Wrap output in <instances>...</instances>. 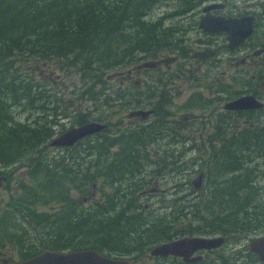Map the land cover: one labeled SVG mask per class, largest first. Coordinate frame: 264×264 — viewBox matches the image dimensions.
Segmentation results:
<instances>
[{
  "label": "trees",
  "instance_id": "1",
  "mask_svg": "<svg viewBox=\"0 0 264 264\" xmlns=\"http://www.w3.org/2000/svg\"><path fill=\"white\" fill-rule=\"evenodd\" d=\"M160 2L0 0V161L9 165L4 168L18 165L26 157L28 161L32 160L35 149L48 144L44 143L46 138L41 129L13 123L10 119L8 97L19 89L16 84L19 77L26 81V85L35 84L31 74H21L15 65L29 61H36L38 65L58 61L57 69H64L66 73L71 69L77 71L78 100L96 102V97L106 90V83L102 80L105 74L117 67L134 64L138 53L154 58L163 51L172 55L177 52L178 47L173 41L177 24L169 22L166 25L165 20L179 18L185 5L176 4L169 13L159 15L157 23H154L151 18ZM125 24H135L142 31L134 30L129 34L124 31ZM46 83L49 86V81ZM87 83L89 86L85 88ZM31 89L28 87L25 95L34 101ZM131 106L136 108L135 103ZM226 114L221 113L217 118L227 117ZM213 120L214 117L210 122ZM90 121L100 120H91L88 114H83L79 125ZM149 130L139 132L134 127L112 136V142L122 146L115 155L111 153V157H115L113 161L107 160V153L110 154L107 151L108 136L102 132L78 143L83 148L78 151L76 164H71L69 156L60 164L48 161L30 169L33 187H22L23 194L28 192L29 197L34 198H29L28 204L47 206L55 202L60 209L54 214L38 212L34 207L29 209L26 219L32 230L46 234L48 239L41 245L32 244L25 258L46 249L56 252L91 249L121 257L132 250L148 249L145 246L149 244H144L143 240L154 245L169 239L167 229H159L158 236L153 233L148 236L152 227H193L197 224L191 234L222 236L256 234L264 227V204H255L259 193L252 187L251 170L248 168L251 154L261 153L258 140L261 136L249 135V129L226 134L225 127L222 132L216 127L219 145L204 147L210 155L209 161L205 162L206 168L212 166L211 172L206 170L207 181L219 180L212 183L210 195L195 198L196 201L188 207L180 205L181 199L173 200L177 204L170 209L167 206L165 212L168 214L149 217L150 213L137 204L136 195L146 189L143 186L147 182L135 179L142 176L147 165L160 164L150 159L147 161L149 153L145 146L151 144L148 141L151 138ZM81 152L84 158L79 160V155H83ZM164 155L167 158V151ZM190 181L187 185L193 190ZM124 183L128 185L125 189L121 188ZM105 188H110L112 193L106 194ZM94 189L99 192V199L83 207L81 197L92 195ZM72 192L78 195L75 202L72 201ZM173 212L176 216L170 220ZM125 227L130 228L126 230ZM131 227L149 228L136 236ZM183 234L177 231V235ZM248 256L251 264H263L255 255Z\"/></svg>",
  "mask_w": 264,
  "mask_h": 264
},
{
  "label": "rangeland",
  "instance_id": "2",
  "mask_svg": "<svg viewBox=\"0 0 264 264\" xmlns=\"http://www.w3.org/2000/svg\"><path fill=\"white\" fill-rule=\"evenodd\" d=\"M172 1H176L177 4L179 3L185 5V2L188 3V1L190 0H161L159 5L156 6L155 11L153 12L152 18L150 17L152 22L157 23L156 19H158L159 15H161L162 13L167 14V12L169 13L170 11H172L173 7L176 6L173 5ZM203 1L207 2L208 0ZM168 21H170L172 24H177L173 39L175 44L187 40V36L190 37V46H188L189 58L196 57L197 51L200 53L206 52V50L200 48L198 44V42L201 41L202 37L198 33L191 34L192 25L185 23V19L172 17L170 20H165L166 25H169ZM135 26V24H125L124 31L130 34L134 32V30H137V32L140 33L142 31L140 27L139 29H137V26ZM168 55V52H161L160 58H162L163 60H160L157 58L158 54L154 58H149L143 57L145 55L140 52L136 55L137 61H135L134 64H130L122 68L117 67L114 70L106 73L105 77L102 78V80H104L106 83V90H102V93L96 97V102H84L83 100H80V98L78 100V84L77 77L75 76L77 71H75V69H71L67 73L64 69H57V66H59L57 64L58 61H49L48 64L40 63L39 65L36 61L23 63L19 62L15 65V67L19 69V72L21 74H31L30 76L33 77L35 84L26 85V81H23V79L19 77V81L16 82L19 89L15 94H10L9 92L10 96L8 97V114L13 123H21L24 122L26 118H28L29 123L33 128H38L43 131V137L46 138L44 140L45 143L51 140L55 135H57L55 131H58L57 126L50 125V122L47 120L48 114L50 115L49 112L57 110L55 107H53L50 96H63L66 101L76 99L77 102L75 101V103L78 113V125L80 117L83 114H88V118L91 120H100L101 122L107 124V129L104 132L105 136H108L106 137L108 138L107 151L110 152V154L107 153V160L113 161L115 157L112 158L111 153L115 155L122 146L119 145L120 147H112L113 145H115V143L112 142L111 137L117 134V132L134 129V127H136L134 125V122L140 121V119L137 120L136 118L129 117V113L135 111V109L132 108L131 104L135 103V105H137V96L135 94L137 88L135 87V83L136 85H138L137 82H142V91L145 92L147 87H151L154 84L152 82L157 80L158 78L166 80V76L172 73L173 68L176 64L175 60H177V54H173L170 56ZM225 56L227 57L228 54L224 55V57ZM140 57H142V60H140ZM157 60L158 63H160L159 65L157 64ZM153 63H155V66L153 68L146 66V64ZM140 68L142 71H139ZM187 68L191 69V74H195L196 76L201 74V68L196 62L185 64L184 70L186 71ZM232 73L233 71H228L227 74L225 72L224 79L222 80L223 85H227V82L229 80L228 78H226V75ZM216 75L219 76V74H217V71L212 69L211 73L208 75V78H205L206 82H204L203 86L201 85V83L193 84L187 78L178 77H174L166 87L159 86V89L161 91H167L174 87V89H176V91L178 92L173 93L169 104L166 105V102H159L160 108L156 111L157 121L156 123L151 125L149 130L151 133V138L148 139L149 143L165 146L167 150V158L164 155V153L166 152V150H164V147L158 148L156 146H148V148L146 149L147 154L149 153L147 161H149L150 159L151 161H153V163L159 162L160 164H153V167L147 165L146 169L141 173L142 176L135 177V179L138 181L142 180L144 182H147L143 187H148H146V189L142 191H149L150 188L156 187L160 192H162V194H146L139 198V204L145 208L147 213H150L148 214L149 217H154L153 215H155L156 217H162L168 214V212H165V209L168 206V202L171 201L172 198L173 200L181 199L180 205H185L186 207H188L191 203L199 199L200 196L206 197L210 195L212 183H216L217 181L219 182V180L209 179V181H207L206 178L202 189L199 191H195L194 189L190 190L187 185L188 180L191 179L192 181L198 175V173L202 171L211 172L212 166L206 168L205 165V162L209 161L210 155L207 150H204V147L210 148L211 146L219 145L220 138L219 136L218 138L217 136H215L216 127H219V129L221 128V132L224 131L225 127L226 134H237L244 130V123H241L239 125V128L233 125L232 121L236 118L233 115L231 117L216 118L212 122H202L200 124H197L194 121L193 123L189 124H176L169 127L163 123V117L166 118L167 121H171L174 119H182L185 121L197 119L201 121L204 117L202 118L199 116V111L201 109L197 107L198 103L196 102L204 103L203 106L207 110L203 112L206 114V116L208 115V113L211 114V111L219 113L224 103L230 99L233 93L232 89H227V91L223 92L219 101L221 105L219 103H216V101H213V94L209 93L208 90H205V87L213 81L217 80ZM46 81H49V86L44 85V82ZM35 85H37V89L34 88ZM84 86L85 88L88 87L89 83H87V85L84 84ZM28 87H32L31 93L34 96V101L27 100V96L25 94L27 93L26 91ZM40 87H42L41 90H45L46 94L44 98L38 95ZM126 87H129V91L126 90ZM149 90L150 89L147 90L148 93L146 92V98L145 100H143L144 105H146L144 106L145 108L149 107L152 104V101H150L149 103H145V101L148 100V96L153 95V93L149 92ZM197 91L202 93V98H205V101H197V94H195ZM71 96H73V98ZM170 111H173V113H168ZM64 120H59V122L63 125L67 121L65 117ZM260 121H262L261 117L260 119H256L253 122L256 125V123H259ZM249 130V135L261 136L258 139L261 144V151L260 149H258V151H260L261 153H259L258 155L252 153L251 155L253 156H251L252 158L250 159L252 161H250L248 166V168L251 170V175L249 176V178L250 181L253 182L252 187L254 188V191L257 190L259 193V199L255 203L259 206L261 204H264V133H260L252 129ZM253 131L255 133H253ZM49 134L51 135L50 138ZM40 148L41 147L35 150H39ZM42 148L43 157L50 155L47 156V159L55 155L56 159L58 160L61 156L60 150H56V148H49V146H43ZM77 148L78 154V151H80V148H83V146H77ZM81 153L83 155H79V160L80 158H84V153ZM69 156L71 155H68V157ZM34 157L39 158V152H36L34 156H32V158ZM28 159L29 158L26 157L24 158V160H21L20 164L11 166L9 168H4L9 165H4L3 162L0 161V167L5 170H10L15 167L14 178L11 181L13 190L11 192L12 194L10 195L12 196V199L16 200V198H19V200H21V198H25V203L27 204L30 199L34 200V198H30L28 192L23 194V192L19 190L17 191L16 186L19 185V181L21 180V178L24 179V175L30 168V161H28ZM66 162L69 163V160H67ZM144 163L147 164L148 162ZM156 165H159V167H156ZM156 175H158L157 178ZM153 177H155L154 179H158L156 185L154 184L155 182L152 181ZM24 182L26 188L33 187V183L30 180V175H25ZM127 186L128 185L124 183L121 188L125 189L127 188ZM142 191H138L137 194L140 192L142 193ZM236 192H238V190ZM105 193L110 195L112 193V190H110V188H105ZM5 197L7 199V194ZM39 197L41 196H38L37 198ZM71 197L72 201L74 202L78 199V195L75 192L71 193ZM12 199L8 198V201H11ZM81 199L83 207H88L90 204L99 199V192L94 189L92 195L82 196ZM145 205L147 206L145 207ZM28 206L36 208L38 212H47L49 214H54L60 209V205L55 202H51L47 204V206H43L40 203L32 205L28 204ZM13 210L14 207L9 211L11 214V216L9 217V221L4 224V227L0 228V259L18 261L22 258V256H26L25 254H29V248L30 246H33L32 244L41 245V242L46 241L48 238L45 237L46 234H42L40 233V231L35 232L32 230V226L29 224V222L24 220L23 216H21L23 212L22 210H19L20 213H16ZM154 211L156 212L152 214V212ZM24 216H26V214H24ZM175 216L176 214L175 212H173L170 220L175 218ZM186 223L187 222H185L184 225ZM193 227H197V224H194ZM173 228L177 229L179 227ZM184 228L185 230L190 229V231H192V228ZM152 229L149 234L153 233L154 235H158L160 234V230L163 231V229H167V227H152ZM188 233L190 232L188 231ZM259 236H264V227H262L256 234L244 235L243 237L240 235V237H238L237 239L238 241H242V243L246 242L244 240H248V243L251 239ZM27 239H30V241H27ZM110 243L111 242H109V244ZM237 244L240 248L243 247V244L240 245L238 242ZM233 245H235V243H233ZM22 246H26V248L24 249L22 248ZM35 248L37 249V247ZM105 253L106 252H104V254ZM111 257H114V255L111 254Z\"/></svg>",
  "mask_w": 264,
  "mask_h": 264
},
{
  "label": "flooded vegetation",
  "instance_id": "3",
  "mask_svg": "<svg viewBox=\"0 0 264 264\" xmlns=\"http://www.w3.org/2000/svg\"><path fill=\"white\" fill-rule=\"evenodd\" d=\"M173 5H176V1H172ZM208 6H216L214 9L210 10L209 12H204V9ZM261 9V10H260ZM182 14L180 15L179 19H185V23L192 25V33H198L202 38L201 41L198 42L200 48L205 49V53L196 52V57L189 58V52H188V46H190V37L187 36V40H184L183 42H178L176 45L178 47L177 52L174 54L176 55L177 60L176 64L173 68V71L171 74L166 76V80H163L162 78H158L157 80L153 81L154 83L151 87L148 86L146 91H142V82H137L138 85L135 83V87L137 88V91L135 92L136 98H137V105L135 108V111H147L149 114L145 116H136L135 118L140 121L134 122V125L138 129L139 132L145 131L146 129L150 128L151 125L156 123L157 121V110L160 108V103H165L166 105L169 104V101L171 97L173 96L176 89L172 87L171 89L167 91H161L159 89L160 87H166L168 86L169 82L173 80L174 77L178 78H187L190 82L193 84L201 83V85H204L205 78H208V75L211 73V70L214 69L217 71L216 75L217 80L213 81L212 83L208 84L205 87V90H208L209 93L213 94L212 99L213 101H216V103H219L220 97L223 94V92L227 91V89H232V96L229 100H227L224 105L230 101L236 100L241 97H252L257 102H259L262 107L258 109H247V110H238V111H230V110H224V105L220 109L221 111L219 113H215V111H211V114H206L203 112L207 109L203 106L204 103H198L197 107L200 108L199 116L204 117L201 121L200 120H171L167 121L166 118L163 117V123L169 127L174 126L176 124H189L193 123L194 121L197 124H200L202 122H210L213 117L214 119L217 118V115H220L221 113H227V117H231L232 115L236 118L233 119L232 123L234 126L239 128V125L241 123H244L245 127L244 130L252 129L260 133H264V0H208L207 2L200 0H190L185 2L184 10H182ZM211 16L214 18H219L224 21L228 20H240L244 18H252V32L250 36L244 40L240 45L234 48H229V42L228 37L229 34L224 30V27L222 26V30H219L217 32H206L199 28V23L201 19L205 16ZM170 22V21H168ZM190 34V35H191ZM209 51V53H208ZM168 56L172 55L168 52ZM200 54V55H199ZM228 54V56L224 57V55ZM161 53H158L157 58L160 60H163L160 58ZM140 60H142V57H140ZM155 61V60H153ZM152 61V62H153ZM173 62V61H172ZM196 62L198 63V66L201 68V74L196 76L195 74H191V69L187 68L186 71L184 70V65ZM157 64L159 65L157 60ZM146 66L153 68L155 66V63L153 64H146ZM146 69V68H145ZM144 70V69H143ZM139 71H142L141 68ZM228 71H233L232 74L226 75V78H228L227 85H223L222 80L224 79V74L228 73ZM47 76V75H46ZM43 84V83H41ZM122 84V83H121ZM44 85L47 86V83L44 82ZM201 86V87H202ZM35 88L37 89V85H35ZM42 87L39 88L38 95L42 96V98L45 97V90H41ZM152 92V96H148V100L145 101V103H149L152 101V104L145 108L143 100H145L146 95L148 92ZM127 90V87H126ZM147 92V93H146ZM40 93L42 95H40ZM195 94H197V101H205V98H202V93L197 91ZM73 98V96H71ZM28 101H31L30 98H27ZM74 100V101H73ZM70 101H66L63 96H55L51 98L53 107H55L57 110L49 112L47 120L50 122V125L57 126L58 131H55L57 135H55L51 140L48 141L47 146L49 148L55 149L56 147L51 146V142L54 141L59 136L66 133L71 128L78 126V113H77V107L76 99H73ZM221 105V103H219ZM69 110V112H68ZM170 114L173 113V111L168 112ZM64 117L66 118V122L62 125L59 120H64ZM262 118V121L259 123L254 124L253 121L256 119ZM247 119V120H246ZM245 120V121H244ZM253 120V121H252ZM65 121V120H64ZM159 123V122H158ZM19 124L22 125H28L29 127L31 124L29 123V119L26 118L24 122H19ZM107 125V124H106ZM145 129V130H144ZM114 136V135H113ZM77 143V142H76ZM74 144L70 147H57L56 150H60L61 156L59 159H56V156L53 155L51 158L47 159L46 157H43V148L41 147L39 150H35L34 153L39 152V158H33L32 160H29L30 168H38L44 163H47L48 161H56V163L60 164L63 162L68 155H71L72 163L76 164L77 162V144ZM148 146H156L158 148L164 147V150H166L165 146L158 145V144H149L145 146L147 149ZM112 147H120L119 145L115 144ZM39 148V147H38ZM37 149V148H36ZM110 151V149H109ZM167 151V150H166ZM41 155V157H40ZM25 174L29 175V171ZM14 169L5 170L2 167H0V228L4 227V224L9 221L10 209L14 207V212H19V210H22L21 216H23L24 220L28 221L26 219V216H28V211L31 208V206H28L25 200L21 198H16V200L12 199V184L11 181L14 178ZM204 175L203 182L201 184V187L197 190H201L204 182L206 181L207 175L206 172L202 171L200 172ZM199 174V173H198ZM24 175V179H25ZM24 179L21 178L19 181V185L16 186V190L23 192L22 187H24ZM194 180V179H193ZM192 180V181H193ZM191 181V184H192ZM153 182L156 185L158 182V179H154ZM148 187V186H146ZM26 188V186H25ZM153 193H159L162 194L156 187L150 188L149 191H142V193H138V201L137 204H139V198L146 194H153ZM7 194V199H6ZM8 198H11V201H8ZM174 204L173 198L171 201L168 202V207L172 206ZM147 205H145L146 207ZM20 213V212H19ZM26 214V216H24ZM130 227H125L126 230H128ZM149 227H131L132 232L136 236L144 234V230ZM192 228V227H189ZM142 229V230H140ZM180 230L181 232H184L183 235H177V231ZM190 232V229H186L184 227L179 228H173V227H167V234L169 236V239L163 242H156V244H151L143 240L144 244H149L145 246L143 250H132L127 254L121 255V258L127 259L132 264H251L249 262V254H253L249 250V244L252 241V239L247 243L248 240L245 243H242V241H238L237 234H232L229 236H222L218 234H212V235H193ZM143 232V233H142ZM151 234L148 233V236ZM158 236V235H155ZM192 237H202V238H222L223 242H221L219 245L214 246L209 249H197V250H190L187 252L185 256H175V255H169L166 257L161 256H152L150 255V251L164 243H168L171 241H176L182 238H192ZM243 237V236H242ZM27 241H29L27 239ZM151 242V241H150ZM237 242L241 245L243 244V247L240 248ZM235 243V245H233ZM232 244V245H230ZM22 248H26V246H22ZM147 250L146 252H144ZM255 255V254H253ZM1 256V253H0ZM256 257V255H255ZM257 258V257H256ZM30 258H25L23 256L20 260L14 261V260H6V259H0V264H18L22 261L28 260Z\"/></svg>",
  "mask_w": 264,
  "mask_h": 264
},
{
  "label": "water",
  "instance_id": "4",
  "mask_svg": "<svg viewBox=\"0 0 264 264\" xmlns=\"http://www.w3.org/2000/svg\"><path fill=\"white\" fill-rule=\"evenodd\" d=\"M216 6H208L204 12H209ZM224 30L229 34V48L240 45L252 32V18H244L240 20L224 21L219 18L205 16L199 23V28L206 32H217ZM262 105L252 97H241L230 101L224 105V110L238 111L247 109H258ZM149 114L147 111H133L129 113V117L145 116ZM106 129L105 124L98 122H88L78 127L71 128L65 134L59 136L52 141V147H69L83 138L103 132ZM204 175L199 174L192 182L193 188L198 190L201 187ZM1 188V184H0ZM223 242L222 238H182L176 241L161 244L150 251L152 256L166 257L169 255L185 256L190 250L209 249ZM251 253L257 256L259 262L264 264V236L254 238L249 244ZM18 264H132L127 259L110 258L98 253L95 250L86 249L79 251L54 252L45 250L39 255Z\"/></svg>",
  "mask_w": 264,
  "mask_h": 264
},
{
  "label": "bare ground",
  "instance_id": "5",
  "mask_svg": "<svg viewBox=\"0 0 264 264\" xmlns=\"http://www.w3.org/2000/svg\"><path fill=\"white\" fill-rule=\"evenodd\" d=\"M203 187V186H202Z\"/></svg>",
  "mask_w": 264,
  "mask_h": 264
}]
</instances>
